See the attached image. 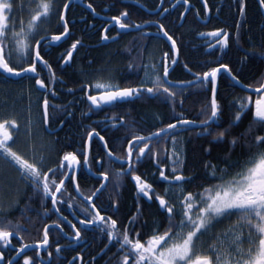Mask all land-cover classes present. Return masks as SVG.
Listing matches in <instances>:
<instances>
[{"label":"snow or ice","instance_id":"6c2138e0","mask_svg":"<svg viewBox=\"0 0 264 264\" xmlns=\"http://www.w3.org/2000/svg\"><path fill=\"white\" fill-rule=\"evenodd\" d=\"M33 3L25 23L23 19L17 21L16 0H0V81H32L31 90L39 94L38 112L34 114L30 104L23 125L18 114L0 115V162L15 169L25 187L39 197L44 215L37 213L41 227L36 229V238H32L30 231L34 218L27 215L31 196L20 210L24 223L4 215L5 209L19 204L21 189L7 176H0V264H84L81 251L91 246L89 234L97 233L105 238L99 258L103 259L114 248V264H264V71L245 83L243 71H234L223 60L227 50L235 45L239 54L237 64H264V28L258 39L241 33L246 24L247 0H234L238 15L233 32L216 27L198 33L209 50L206 55L215 59L195 72L185 64L192 76L188 80L170 79V64L178 63L179 49L161 19L138 22L126 8L110 16L99 32L101 41L119 43L124 36L136 33L133 40L137 43L150 38L165 40L172 54L164 52L157 60L149 53V62L143 63L141 58L147 45L140 44L137 55L128 63L129 69L135 66L143 70L144 75L138 76L139 82L135 84L121 85L110 74L82 79L79 92L87 103V112L99 114L107 108L134 103L147 94L150 99L167 102L171 115L166 120L156 117L151 128L138 127L130 116H106L102 128L99 124L89 126L78 149L60 152L55 149L58 141L51 139L56 131L51 123L57 112L68 116L72 113L65 105L54 102L59 95L55 87L58 77L47 57L71 39L68 13L75 5L72 0ZM257 3L264 14V0ZM163 5L164 0H160L156 8L148 11L167 19L173 13ZM199 5L196 7L190 0H175L171 4L173 10L178 6L183 9L178 13L180 27L186 22V14L195 15L205 25L211 23L209 0H199ZM213 7L219 12L222 5ZM19 8L23 11L24 5ZM86 8L93 16L99 15L92 3H87ZM53 17L60 27L49 36L45 25ZM146 25H155L156 32L143 31ZM245 36L247 48L242 43ZM78 45L83 47L81 40L75 39L59 54L57 67H71ZM126 50L131 52L132 48L126 46ZM221 77L230 81L229 87L239 88L241 94L231 100L218 97ZM193 88L203 89L204 96L194 102L200 105L195 118H189L186 104L191 96L186 93ZM67 94L75 96L76 92L68 89ZM226 110L230 115L223 120ZM246 116L250 117L247 126L237 131ZM56 122L63 126L62 119L57 118ZM37 125L42 129L38 146L33 133ZM114 132L123 135H108ZM188 132L210 138L209 144L228 145L223 166L205 163L203 176L186 173L182 136ZM22 137L32 142L28 153L20 151ZM238 146L244 150L242 158L230 160L228 157ZM54 152L53 161L50 157ZM147 163L152 170L141 171ZM78 176L95 179L97 186L83 191ZM125 180L135 189L136 212L121 217L117 197ZM105 193H110L107 207L102 202ZM141 200L149 206L154 203L162 217L143 232L146 222H140ZM27 239L31 243H26ZM52 240L56 241L54 245ZM65 240L67 244L62 245L60 242ZM64 251L76 254L66 259ZM89 258L97 264L96 256L89 254Z\"/></svg>","mask_w":264,"mask_h":264},{"label":"trees","instance_id":"16d2710c","mask_svg":"<svg viewBox=\"0 0 264 264\" xmlns=\"http://www.w3.org/2000/svg\"><path fill=\"white\" fill-rule=\"evenodd\" d=\"M87 3L92 2V0H84ZM107 7H110L111 3H114L115 6L111 7L110 10L112 13L120 12L117 7H122V10L125 5L119 4L120 0H104ZM57 2H62V0H57ZM192 4H195L196 7H200L199 0H190ZM23 19L28 18V13L31 7L34 6L33 0H23ZM213 5H222L220 8L219 19H214V12H216ZM229 5H233L230 9ZM209 7L212 9V21L207 26H203L197 19L195 15L188 14L186 22H183V27H180V20L177 15L173 16L171 19H168V28L172 32L174 39L177 41L179 47V62L175 68L174 73L171 76L172 80H188L192 79V76L188 74L184 65L187 64L192 68L193 72L201 70V66L206 64L209 60L215 59V57H209L206 55L209 51L206 47L204 39L198 36L199 32H207L216 27L224 28V25L229 28V31H234L235 20L237 19V12L234 7V0H209ZM72 11V10H71ZM70 11V12H71ZM82 11V10H81ZM80 11V12H81ZM116 11V12H115ZM129 13L131 10L127 9ZM69 12V13H70ZM73 12H71L72 15ZM77 13V11L75 12ZM117 13V14H118ZM78 14V13H77ZM116 15V14H114ZM246 24L241 28L242 34L250 33L253 39H258L260 37L261 29L264 28V14H262L261 9L257 3V0H247L246 7ZM55 21H58L55 17ZM88 25H84L79 28V31L74 34L71 38L72 40L79 39L81 40L83 47L78 45V50L76 51L73 60L71 62V67H57L58 61L57 58L60 53L64 52V46L60 49H55L56 53L54 55L55 59H52L50 63L53 64V68L58 77V82L55 85L57 92L59 93L58 98L54 101L56 104L65 105L67 111L72 113L71 116L66 115L65 112H57L54 114L53 122L51 127L58 128L60 125L56 122V119H62L64 121L63 128L60 131V136L55 146L57 147L56 151L60 152L68 147L72 142L81 143L83 138L81 136L82 129L80 128L83 124L82 121L85 119V114H83V107L85 100L83 99L81 93L79 92V82L82 79H90L96 75H107L110 74L113 78V81H118L121 85L135 84L138 83V76L141 77L143 74L142 69H137L135 66L132 69H129L128 63L130 59L137 55V48L140 46H133L132 44L126 42L115 43L111 46H100V36L99 32L96 30L88 31ZM243 46L247 48V37L242 41ZM126 46L132 48V51L129 52L126 50ZM163 47L169 51L168 46L163 43ZM67 49V48H66ZM145 53L143 50L142 62L144 63ZM239 59V54L237 53L235 45H232L230 50H227V55L223 56L224 62L230 63V66L233 67L234 71L242 70L244 76L242 79L245 83L249 82L256 78L261 71H263L262 63H253L249 64L247 67L237 64ZM138 63L141 61H137ZM85 73V76H82L81 73ZM246 77V78H245ZM59 80L63 82L60 83ZM25 81V80H24ZM23 84H14L12 82L11 87L6 89V92L13 94L14 91L19 93V100H16L11 95H6L3 92L0 93V97L3 99L9 100V105L11 106L12 114H15V110L20 108L23 109V113L18 115L23 124L29 110V105L31 102L29 99H36L37 93L32 91V84L24 82ZM230 81L221 77L218 97H223L224 100H231L232 97L236 94H241L238 88L233 89L229 87ZM73 89L76 92L75 96L68 95L67 90ZM13 92H12V91ZM191 99L186 104L187 112L186 114L189 118H195L198 110L199 103H194L195 101L203 99L204 90L193 88L190 90ZM35 96V97H34ZM51 100V97H49ZM23 99V108L21 107V101ZM69 101H72V104H69ZM79 101V103H76ZM139 101H145V104H132V110L134 111L136 117L146 128H151L153 123L156 122L155 118L159 117L160 119H167L171 115L170 107L167 102L163 100H152V99H141ZM137 105V106H136ZM1 106V102H0ZM31 110L35 114L38 112V105H31ZM179 111V109H177ZM50 113L52 109H49ZM0 112L1 107H0ZM230 113L226 110L223 120H227ZM249 116L243 118L240 128L237 131L244 129L247 124ZM208 139L210 138H201L197 135L196 132L185 133V170L186 172H191L193 176H203L205 172L204 164L212 163L219 166H223V161L226 158V153L228 150V145L226 144H209ZM208 149V151H206ZM243 149L239 146L233 150L228 157L230 160H238L242 158ZM56 155V154H55ZM54 155V158H56ZM199 183V182H198ZM120 205L123 208L125 213H130L133 209L132 205V196L126 195L124 200H120ZM155 216V214H153ZM151 221V220H150Z\"/></svg>","mask_w":264,"mask_h":264},{"label":"flooded vegetation","instance_id":"af4514ba","mask_svg":"<svg viewBox=\"0 0 264 264\" xmlns=\"http://www.w3.org/2000/svg\"><path fill=\"white\" fill-rule=\"evenodd\" d=\"M93 4V6L96 9V12L99 13L98 16H93L91 11L88 10L86 8V4L87 2L84 0H81V4H74L75 7L72 8V15L71 12L68 13V19L70 20V24H69V29H70V33H71V38L74 36V34L76 32L79 31V28L82 27L83 25L85 27H87L88 25V31L91 30H96L98 32H100V30L102 29V27L104 26V22L106 20H108V18L116 13H112L110 8L114 7L115 4L111 3L110 7L106 6V3L104 0H92V2H90ZM160 3V0H139V3L137 2V0H120L119 4L125 5L126 9L131 10L130 16L132 19L137 20L138 22H143L145 20H155V19H161L162 22L165 24V28L166 30L168 28V19H171L173 16L177 15V13H179V11H183L182 8H179V6L177 7L176 10L171 9V4L175 3V0H164V7H169L170 11L173 13L172 15H168L167 19H164L163 17H157L153 14H151L148 10L150 9H154L157 7V5ZM191 3V2H190ZM23 5V0H16V5L17 7L14 9L15 11V15L16 18H21L23 19V11L20 10L19 6ZM118 9L116 10H120L122 11V7H117ZM125 9V8H124ZM123 9V10H124ZM82 10V11H81ZM77 11V13H75ZM81 11V12H80ZM130 12V11H129ZM219 12H214V19H219ZM188 14H186L187 17ZM192 15V14H191ZM210 15L212 16V13L210 12ZM196 18V17H195ZM54 19V17H53ZM50 20L49 23L47 25H45V27H47L49 29L48 35L50 36L53 33H56L59 30V22L55 21V20ZM197 19V18H196ZM24 20V19H23ZM28 18L25 19V23L27 22ZM198 21V20H197ZM200 22V21H199ZM201 23V22H200ZM181 24V21H180ZM203 26H207L203 23H201ZM224 29L229 31V28L227 26L224 25ZM156 26L155 25H146L145 28L143 29V31L152 34L156 32ZM231 33V31H229ZM172 32L170 31V34ZM136 36V33H131L128 36H124L122 39H120L119 43L122 41L132 44L133 46H140V44H145L147 45L146 48H144V53H145V59H144V63H148L149 62V53L152 54V56L155 59H160L162 56V53L164 52H169V55L171 56V50H170V45L165 41V40H157V39H147L145 41H141L139 43H137L136 41L133 40V37ZM100 40V39H99ZM72 39H68L67 41H65L60 47L64 46V49L68 48L70 46V44L72 43ZM131 42V43H130ZM107 43V46H111L115 43ZM103 41L100 40L99 45H103L105 44ZM163 43H165L168 48L169 51H167L166 48L163 47ZM60 47L58 48H54L50 53L49 56L47 57L49 59V62H51L52 59H55L54 55L56 53L55 49H60ZM178 47V45H177ZM179 49V47H178ZM76 52H74L73 57L75 55ZM177 60L179 62V52L177 55ZM58 61V59H57ZM72 62V61H71ZM178 64V63H177ZM176 65H171L170 64V79L172 74L175 71V68L177 67ZM263 65V71H264V64ZM65 67V66H64ZM174 68V70H173ZM144 75V73L142 74V76ZM141 76V77H142ZM221 79V78H220ZM220 79H219V84H220ZM24 80H21L18 82V84L22 85ZM24 82H28V83H34L32 81H27L25 80ZM116 82V81H114ZM14 84H17V82H14ZM116 83H119L118 81ZM120 84V83H119ZM12 82H3L0 81V90L6 94V89L9 90V88L11 87ZM231 88V87H230ZM219 89V87H218ZM239 89V88H238ZM240 90V89H239ZM38 94V93H37ZM7 95V94H6ZM39 95V94H38ZM37 95V96H38ZM35 97V96H34ZM144 99H149L147 94H145ZM31 102H29L31 105L33 104H37V98L36 99H29ZM141 99L136 100L134 103H126V104H121L115 108H107L104 112H100L99 114H92V113H88L87 112V103L86 101L84 102V107H83V114H85V119L84 121H82V125H81V129H82V133L81 136L85 137V133L86 131L89 129L90 127H97L98 124L100 125V128L103 127V124L101 123L102 121L105 120L106 116H112L114 114H122L125 115L126 118L128 116H130L133 120H135L137 122V126L138 127H144V125L141 123V121L138 120V118L136 117L134 111L132 110L131 105L132 104H145V101H139ZM157 101L156 99H152ZM9 100L7 99H2L0 97V102L1 103V111L0 115H5V114H12L11 111V106L9 105ZM136 105V106H137ZM21 107L23 108V99L21 101ZM23 113V109H16L15 110V114L21 115ZM38 118V117H37ZM23 125V124H22ZM54 128V127H52ZM63 128V126H59L58 128H54L55 131V136L51 137V139L53 140H58L59 136H60V131ZM100 128H98V130H100ZM33 133H34V137H35V145L38 146L39 144V138L42 135V129L40 128L39 125L35 126L33 128ZM103 134V133H102ZM109 136L111 135H115V136H122L123 132H114V133H108ZM185 136V133L183 134ZM107 138V137H106ZM47 139V137H46ZM27 143V142H26ZM28 144H32V142H29ZM32 145H30L31 147ZM95 147H99L98 143L94 144ZM26 145V147H24L22 150H20L21 152L24 153H28L30 151V147H28ZM80 147V143L76 142L73 143L72 142L68 145V147L64 150H72L73 148H79ZM55 149H57V147L55 146ZM27 150V151H25ZM58 152V151H56ZM55 152L51 155L50 159L51 160H55L56 158H54ZM56 157V155H55ZM185 160V158H184ZM185 167V166H184ZM152 170V165L150 163L145 164L144 168L141 169V171H151ZM186 172V170H185ZM187 173V172H186ZM0 176H7L12 182L13 185L15 187H19L21 189L18 199H19V204L17 206H15L12 209H5L4 210V215H6L8 218L12 219L13 221L20 219L21 223H24V219L20 216V210L22 207L25 206V201L28 200V197H32L31 200H28V207L30 208V211L27 213L28 216L33 217L34 218V226L30 227V231L32 233V238H36L37 236V232L36 229L41 227L39 219L37 218V213H40L41 216L44 215L43 213V209L41 207V203H40V199L38 196L33 195L32 190L30 188L25 187V185L23 184V182H21L19 180V176L16 173L15 169L11 168L8 165L2 164L0 166ZM77 182L80 183L81 185V189L85 192H87V190L93 188L94 186H97V182L95 179H91V178H80L78 176ZM70 192H72L73 195H75L74 191H72V189H69ZM132 196V211L130 213H125L123 208L120 205V200H124L126 195H130ZM110 193H105V195L102 197V202L104 203L105 207L108 206L109 197ZM79 199V198H78ZM117 200L119 202V209H120V216L121 217H127L132 215L133 213L136 212V197H135V189L133 187V184L131 182H129L128 180H125L124 182V186L121 187L119 189V196L117 197ZM45 206H50V205H45ZM140 207H141V212H142V216L140 217V222L144 223L146 222V228H144L142 230L143 231H148L151 229L152 225L154 222H160L162 220V217L159 215L158 213V209L156 208L155 204L153 203L151 206H149L148 204H146L143 200L140 201ZM65 213L69 215L70 219H73V217L71 216V213L67 211V209H65ZM155 214V216L153 215ZM151 220V221H150ZM67 231V229H65ZM89 240L92 241L91 246L85 250V251H81V255L84 256V264H93L92 260L89 258V254L91 256H96L97 257V264H106V261H111V264H114L115 260H116V256L114 255L115 253V249H111V251L108 252V255L104 256L103 259H100V249L103 247V244L105 243V238L97 233L95 236H93L92 234H89ZM15 242V241H14ZM26 243H31V239H27L25 241ZM53 243V245L55 244V240L51 241ZM62 245L67 244V241H61L60 242ZM53 251V259H55V251H54V247L53 249H51ZM77 250H80V248L78 247ZM29 255H32L31 251H29L28 253ZM76 253L73 252H67L64 251L62 252V255L66 258V259H71L72 256H74ZM41 255H44V253H41Z\"/></svg>","mask_w":264,"mask_h":264},{"label":"rangeland","instance_id":"374dc122","mask_svg":"<svg viewBox=\"0 0 264 264\" xmlns=\"http://www.w3.org/2000/svg\"><path fill=\"white\" fill-rule=\"evenodd\" d=\"M22 19V17L21 18H18L17 19V21L19 22V20H21ZM27 19V18H26ZM25 20V19H24ZM12 91V90H11ZM2 91L0 90V93H1ZM13 92V91H12ZM11 93V92H10ZM10 93H8V92H6V94L7 95H11V96H15V95H17V97L15 98L16 100H19V99H17V98H19V93L17 92V91H14L13 92V94H10ZM2 103V102H1ZM182 139H183V141H184V158H185V146H186V141H185V136L183 135L182 136ZM27 142V143H26ZM30 141L27 139V138H24V137H22L21 138V141H20V144H19V148H20V150H22L24 147H26V145L28 146V147H30V145H32V144H28ZM27 147V148H28ZM25 151H27V150H25ZM28 152V151H27ZM3 164V162H0V166Z\"/></svg>","mask_w":264,"mask_h":264},{"label":"water","instance_id":"95a60500","mask_svg":"<svg viewBox=\"0 0 264 264\" xmlns=\"http://www.w3.org/2000/svg\"><path fill=\"white\" fill-rule=\"evenodd\" d=\"M73 4H81V0H72ZM105 43V42H104ZM168 43V42H167ZM169 44V43H168ZM15 81V78H14ZM218 84H219V80H218Z\"/></svg>","mask_w":264,"mask_h":264},{"label":"bare ground","instance_id":"6f19581e","mask_svg":"<svg viewBox=\"0 0 264 264\" xmlns=\"http://www.w3.org/2000/svg\"><path fill=\"white\" fill-rule=\"evenodd\" d=\"M218 87H219V84H218Z\"/></svg>","mask_w":264,"mask_h":264}]
</instances>
